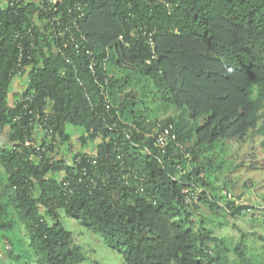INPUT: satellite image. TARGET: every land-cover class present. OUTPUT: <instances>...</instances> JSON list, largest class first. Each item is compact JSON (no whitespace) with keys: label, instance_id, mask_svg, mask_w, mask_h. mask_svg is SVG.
Segmentation results:
<instances>
[{"label":"trees","instance_id":"obj_1","mask_svg":"<svg viewBox=\"0 0 264 264\" xmlns=\"http://www.w3.org/2000/svg\"><path fill=\"white\" fill-rule=\"evenodd\" d=\"M18 70L30 108L50 111L49 151L70 149L69 124L84 142L101 139L95 188H66L68 165L22 145L33 125L15 103ZM159 122L174 127L166 152L155 146ZM257 138L251 162L235 164L234 146ZM263 155L264 0L0 2V241L13 264L86 261L65 215L126 264H264L243 239L231 249L193 218L201 204L249 214L255 207L237 204L219 176L264 170ZM191 184L203 191L190 204Z\"/></svg>","mask_w":264,"mask_h":264},{"label":"rangeland","instance_id":"obj_2","mask_svg":"<svg viewBox=\"0 0 264 264\" xmlns=\"http://www.w3.org/2000/svg\"><path fill=\"white\" fill-rule=\"evenodd\" d=\"M8 1L0 0L4 4ZM14 82L18 83L19 90H22V86L27 83V74L17 75ZM15 85L13 83V87ZM14 92L17 93V88ZM165 117L166 115H161V118ZM67 130L75 139L71 142L70 149L66 145L56 147L58 155H67L68 157L73 149L82 153H93L101 142L99 138L95 141H82L83 129L76 128L73 124L67 125ZM260 138L244 144H236L233 154L234 163L237 164L243 160L251 162L248 154L249 147L254 144L257 149ZM219 177L221 178L220 185H223L224 180L230 181L231 191L228 194L236 199L237 204L242 203L255 208L249 214L234 216L228 211L216 214L210 207L201 204L193 218L198 222V225L202 218L206 225L214 230L216 236L227 240V245L231 249L243 239L246 245L245 254L257 262L264 263V240L262 238L264 236V170H251L243 165L236 169L233 168L230 172L220 173ZM62 221L74 233L77 243L82 246L88 256V259L80 264H94L95 262L99 264H126L122 253L110 249L101 236L89 232L69 216L65 215ZM6 247L10 249L9 244L5 246V241H0V264H13L12 259L7 255ZM229 257L232 261L238 260L237 253L234 251L229 253ZM31 264L35 263L32 262Z\"/></svg>","mask_w":264,"mask_h":264},{"label":"built area","instance_id":"obj_3","mask_svg":"<svg viewBox=\"0 0 264 264\" xmlns=\"http://www.w3.org/2000/svg\"><path fill=\"white\" fill-rule=\"evenodd\" d=\"M56 1V0H55ZM21 59V58H20ZM17 75H22V70H18L15 74L12 76V83H15L14 81L17 78ZM18 95L16 96L15 103L16 105L19 103L23 104V109L27 110V114L30 116V125H33V134H25L24 141L22 145L24 148H27L29 150H33L35 152L36 158L39 160L42 159L44 154H47V156L50 158V163L52 164L54 161H58L59 159L63 161L64 164L68 165L70 168V171L75 174L72 178H68V174L65 170H63L62 177L65 178L63 184L66 188H70L74 183L76 185L78 184H84L86 188H95L99 180L94 178L91 174L92 171L95 173L98 172V157L94 153H82L80 151H74L70 154V156L67 157L56 155L54 151H49L46 147V145H43L42 143V137L45 136L46 144H52V138L50 135V126L48 125V119L50 116V111L48 108L44 109L45 114H41L39 111H34L30 108V104L35 99L34 94H23L22 90L17 91ZM26 116V115H25ZM24 117L23 114H19L15 120L20 122L22 121V118ZM26 128V127H24ZM173 125L168 126H162V124L158 123V129H157V137L155 141V146L159 147L162 152H166V147L169 144L170 138L173 133ZM181 146V145H180ZM189 156V154H187ZM179 170H182V167L178 165ZM185 172V171H184ZM108 178H111V175H108ZM101 182L103 185H106L108 183L107 178L103 177L101 179ZM193 185V184H191ZM193 188V190H192ZM192 188L185 187L183 189V193L185 195V201L187 203H193L196 201L199 197V193L203 191L202 188L193 185ZM72 191V190H70ZM140 191H144V187L142 186L140 188Z\"/></svg>","mask_w":264,"mask_h":264},{"label":"crops","instance_id":"obj_4","mask_svg":"<svg viewBox=\"0 0 264 264\" xmlns=\"http://www.w3.org/2000/svg\"><path fill=\"white\" fill-rule=\"evenodd\" d=\"M15 84H16V85H15V87H13V89L16 90V88H17V90H19V85H18V83L15 82ZM14 90H13V91H14ZM80 133H81V132H80ZM73 137H74V136L71 137V142L74 141V139H75V138H73ZM68 151H70V150H68ZM74 151H75V150L73 149L72 152H74ZM72 152H71V153H72ZM71 153H70V154H71ZM69 156H70V155H69Z\"/></svg>","mask_w":264,"mask_h":264}]
</instances>
